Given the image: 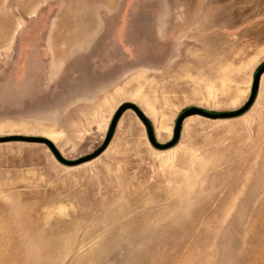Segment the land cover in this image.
Here are the masks:
<instances>
[{
    "label": "rangeland",
    "instance_id": "374dc122",
    "mask_svg": "<svg viewBox=\"0 0 264 264\" xmlns=\"http://www.w3.org/2000/svg\"><path fill=\"white\" fill-rule=\"evenodd\" d=\"M263 63L264 0H0V138L166 144ZM0 264H264V75L167 151L0 144Z\"/></svg>",
    "mask_w": 264,
    "mask_h": 264
},
{
    "label": "water",
    "instance_id": "95a60500",
    "mask_svg": "<svg viewBox=\"0 0 264 264\" xmlns=\"http://www.w3.org/2000/svg\"><path fill=\"white\" fill-rule=\"evenodd\" d=\"M263 75H264V64L254 74L251 97L249 101L237 111L214 113V112H210V111L204 110L199 107H190L184 110L178 116L176 120L174 133H173V139L166 144H161L158 142L153 126H152V123L136 106H132L129 104H123L119 106L117 110L115 111L102 147H100L96 152L86 157H83L79 160H76V161H69L63 158L62 155L58 152V150L48 140L44 138L13 136V137L0 138V144L13 143V142L27 143V144H47L50 147L54 157L59 163L67 167H76V166H79V165L95 160L96 158L101 156L106 151V149L109 147L114 137L119 120L121 119V117L126 111L132 109L136 113L138 118L141 120L143 125L145 126L146 131H147V137L152 147L159 151H167V150H170L176 147L178 143L180 142L183 124L188 118L201 117L207 120L218 121V120H228V119L239 118V117L244 116L246 113H248L257 99L259 88H260V83H261V79Z\"/></svg>",
    "mask_w": 264,
    "mask_h": 264
},
{
    "label": "trees",
    "instance_id": "16d2710c",
    "mask_svg": "<svg viewBox=\"0 0 264 264\" xmlns=\"http://www.w3.org/2000/svg\"><path fill=\"white\" fill-rule=\"evenodd\" d=\"M263 64H264V63H263ZM263 64H262V65H263ZM262 65H261V66H262ZM261 66H260L258 69H260V68H261ZM258 69H257V70H258Z\"/></svg>",
    "mask_w": 264,
    "mask_h": 264
}]
</instances>
